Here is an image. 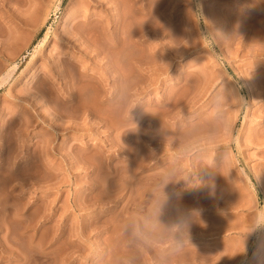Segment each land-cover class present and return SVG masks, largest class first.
I'll return each mask as SVG.
<instances>
[{"label": "rangeland", "instance_id": "374dc122", "mask_svg": "<svg viewBox=\"0 0 264 264\" xmlns=\"http://www.w3.org/2000/svg\"><path fill=\"white\" fill-rule=\"evenodd\" d=\"M31 8L0 0V264H264V0Z\"/></svg>", "mask_w": 264, "mask_h": 264}, {"label": "bare ground", "instance_id": "6f19581e", "mask_svg": "<svg viewBox=\"0 0 264 264\" xmlns=\"http://www.w3.org/2000/svg\"><path fill=\"white\" fill-rule=\"evenodd\" d=\"M41 1L42 0H29V3L32 5V8H31V10L30 11H32V12H29V13H31V14H27L30 18L31 17H37L40 13L39 12H41V11H39V10H41V8H40V3H41ZM39 13V14H38ZM36 14H38L37 16H35ZM125 15H126V13H125V11L123 12L122 11V13H121V19H119L118 21H116V23H115V26L117 27L121 22H122V20H123V18L122 17H125ZM29 18H25V16H24V18H21V22H25V21H27ZM31 19H33V18H31ZM29 22V21H28ZM27 23V22H26ZM117 36H120V35H118V34H116ZM104 36V35H103ZM101 37H99L96 33H92V30H90L89 32H88V34L86 35V37L84 38L85 39V45H86V49H88V48H92V45L93 44H100V39ZM116 38H119V37H116ZM99 42V43H98ZM102 42V41H101ZM105 42V41H104ZM103 43V42H102ZM101 43V44H102ZM109 43V42H108ZM108 43H103L102 45H99V47H98V50H97V52H96V55H95V58L96 57H100L101 56V58L103 59V60H107L108 59V61L110 60L111 61V56L112 55H114V54H111V52L110 51H112V53H113V51L115 52V50L114 49H116V48H118L119 46H120V44L117 42V43H112L111 44V46H109L110 44H108ZM111 43V42H110ZM87 53H88V51H86ZM90 53V52H89ZM110 54H111V56H110ZM113 60V59H112ZM12 74H13V71H9L8 73H7V75H6V77L7 78H12ZM5 77V78H6ZM8 81V80H7ZM73 96V92H71L70 94H69V96L67 97V98H70V97H72ZM99 110V109H98ZM102 111H104V110H101V112ZM97 112V111H96ZM101 112H97L98 113V115L101 113ZM101 114H103V113H101ZM105 116H107V115H104V117ZM108 117V116H107ZM106 117V118H107ZM102 118V117H101ZM104 119V118H103ZM105 120V119H104ZM107 120H108V118H107ZM48 143H50V141H48ZM36 175V174H35ZM10 218H12V217H14V215H10L9 216ZM34 252V251H33ZM37 252V251H36ZM42 252H40V253H38L37 252V254L35 253V254H33V256H29V258L27 259L28 260V264H36L37 262H39L40 260H41V257H45V256H42V254H41ZM45 253V252H44ZM40 254V255H39ZM45 255V254H44ZM43 259V258H42ZM26 260V259H25ZM42 262V261H41ZM26 263V262H25ZM37 264H39V263H37ZM41 264V263H40Z\"/></svg>", "mask_w": 264, "mask_h": 264}, {"label": "clouds", "instance_id": "9594fccd", "mask_svg": "<svg viewBox=\"0 0 264 264\" xmlns=\"http://www.w3.org/2000/svg\"><path fill=\"white\" fill-rule=\"evenodd\" d=\"M124 94H121V96L117 97V99H123ZM172 173L167 174L164 179L162 180L161 184L158 186L156 192H155V214L159 216L167 201L171 198L168 193L165 191L166 186L170 182ZM264 228V218H257L254 221V231ZM171 232L174 233V242L177 245H180L182 242H190L191 241V236L189 233L184 231V225L182 222H177L174 225L171 226ZM244 251V245H243V250Z\"/></svg>", "mask_w": 264, "mask_h": 264}]
</instances>
